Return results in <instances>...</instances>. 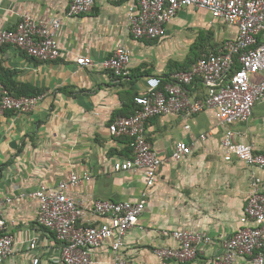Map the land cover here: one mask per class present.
Masks as SVG:
<instances>
[{"label":"crops","instance_id":"1","mask_svg":"<svg viewBox=\"0 0 264 264\" xmlns=\"http://www.w3.org/2000/svg\"><path fill=\"white\" fill-rule=\"evenodd\" d=\"M127 7V2L95 0L90 12L69 19L63 0H0V29L15 28L25 13L41 22L61 19L56 37L60 56L53 62H38L13 46L0 47V86L15 96L38 92L41 98L29 113L0 109V200L5 202L7 224L12 222L9 230L21 246L4 264H32L35 258L38 264H56L57 242L52 233L37 227L38 201L29 195L41 185L55 186L72 172L91 176L89 182L69 191L83 206L97 200L144 201V210L119 253L133 264H207L220 252L222 242L241 228L251 180L259 179L264 190V170L235 158L224 161V128L206 109L191 118L147 120V139L165 160L153 187H146L141 171H113L112 164L131 158L132 152L130 141L113 137L108 125L130 113L132 101L146 89L147 78L163 80L181 70L186 47L189 52L191 45L179 37L180 30L223 26L226 32L218 49L236 33L221 21L212 22L208 12L189 7L166 25L162 38L135 39L127 30ZM183 13L187 21L181 18ZM118 45L130 50L126 78H116L101 67ZM82 57L92 64L79 66L76 60ZM254 80L260 81L261 76ZM189 91L192 98L200 99L206 87L197 80ZM232 130L235 143L249 144L254 154L264 155V103H256L249 120ZM179 141L191 152L174 162L171 151ZM181 229L206 234L210 242L197 243L196 258L184 263L154 256L155 248L176 247L170 233ZM34 233L39 234L38 246L27 252L22 243ZM109 248L98 249L93 264H112ZM238 264L250 262L240 259Z\"/></svg>","mask_w":264,"mask_h":264},{"label":"built area","instance_id":"2","mask_svg":"<svg viewBox=\"0 0 264 264\" xmlns=\"http://www.w3.org/2000/svg\"><path fill=\"white\" fill-rule=\"evenodd\" d=\"M39 1V0H38ZM65 16L69 19L90 12L95 0H63ZM127 2V30L135 39L157 40L166 32V25L185 8H196L209 13L212 22L221 21L236 30L231 40H226L217 52L202 56L190 69L176 72L171 83L163 85L159 77H149L145 90L134 98L135 111L128 117H116L109 125L115 137L130 139L132 156L112 164L114 172L141 171L147 188L157 182L159 169L165 160L160 159L147 139L146 123L155 116H183L191 118L212 110L224 128L221 147L224 161L233 158L245 165L264 170V155L254 154L252 146L235 143V124L245 123L256 103H264V0H108ZM61 19L48 22L22 14L15 28L0 29V47L13 46L23 54L42 63L53 62L60 56L57 33ZM130 50L123 45L115 47L112 55L103 60V70L116 78H126L130 63ZM81 67L92 64L89 58H78ZM260 75L261 80L254 77ZM206 87L203 98L190 96L189 87L195 81ZM40 97L15 98L0 86V109L16 113H29L39 103ZM188 126H186V129ZM205 139V136H200ZM191 152L182 141L176 142L170 160L178 162ZM91 180L90 174L72 172L55 186L41 185L29 197L38 201L36 225L54 235L57 242L56 264H93L95 252L109 245L112 264H133L122 257L124 240L137 224L144 210V201H101L83 206L69 195V191ZM144 196V195H143ZM7 202L9 200H6ZM0 200V264L16 255L21 248L9 230L3 216ZM99 219V222H97ZM170 237L176 247L155 248L154 256L161 261L184 263L197 256V243L207 244L206 234L187 229L175 230ZM39 234L34 233L22 243L27 252L38 246ZM248 259L250 264H264V190L260 180L250 182V193L241 218V228L224 240L220 252L207 264H238ZM37 258L32 264H38Z\"/></svg>","mask_w":264,"mask_h":264},{"label":"trees","instance_id":"3","mask_svg":"<svg viewBox=\"0 0 264 264\" xmlns=\"http://www.w3.org/2000/svg\"><path fill=\"white\" fill-rule=\"evenodd\" d=\"M205 32H203V31H200L199 32V35H198V37H197V40L191 45V47H190V49H189V52H188V54H187V57L185 58V60H184V62L182 63V67L180 68L181 70L180 71H178V72H185V71H187V70H189L190 69V67H191V65L192 64H194L198 59H200L202 56H204V55H207L208 53H210V52H217L218 50V47H213V46H210V49L209 50H204V52L203 53H200V48H203L202 46H204L201 42H202V40H203V34H204ZM200 53V54H199ZM27 56V55H26ZM33 59V58H32ZM176 73V72H175ZM174 74V73H173ZM173 74H170V75H166L165 76V80L163 79H161V82H162V86L163 85H166V84H169V83H171V76L173 75ZM3 87V86H2ZM4 88V87H3ZM190 88V87H189ZM8 93H9V95H11L12 97H15V98H19V97H36V96H38L37 95V93L38 92H36V93H33V94H30V95H27V96H15V95H13L12 93H11V91L10 90H8V88H4ZM135 104H134V101H132V105H131V111H130V113L129 114H127L125 117H128L129 115H132L133 113H134V111H135ZM119 117V116H118ZM121 117V116H120ZM121 138H124V142L125 143H127V144H129V138L127 139V137L125 138V137H121ZM126 150H128V149H126ZM128 153H129V151H127V153L125 154L126 156H128Z\"/></svg>","mask_w":264,"mask_h":264},{"label":"rangeland","instance_id":"4","mask_svg":"<svg viewBox=\"0 0 264 264\" xmlns=\"http://www.w3.org/2000/svg\"><path fill=\"white\" fill-rule=\"evenodd\" d=\"M207 15V14H206ZM186 14H181V18L185 21H187V19L185 18ZM225 28H223V26L217 27V29H206V30H180V38H183L185 41L186 46H190L192 45L196 40L197 37L199 35L200 31L205 32L203 34V40H202V44L204 46H202L203 48H200V53H203L204 50H209L210 46L213 47H218L221 42L224 39V33L226 32V30H224ZM188 53V49L186 47V54ZM199 53V54H200Z\"/></svg>","mask_w":264,"mask_h":264}]
</instances>
